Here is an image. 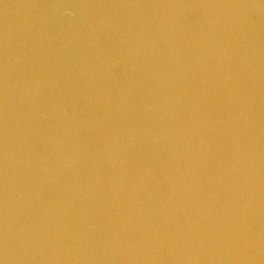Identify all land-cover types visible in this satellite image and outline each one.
I'll list each match as a JSON object with an SVG mask.
<instances>
[{
  "label": "water",
  "instance_id": "1",
  "mask_svg": "<svg viewBox=\"0 0 264 264\" xmlns=\"http://www.w3.org/2000/svg\"><path fill=\"white\" fill-rule=\"evenodd\" d=\"M0 264H264V0H0Z\"/></svg>",
  "mask_w": 264,
  "mask_h": 264
}]
</instances>
